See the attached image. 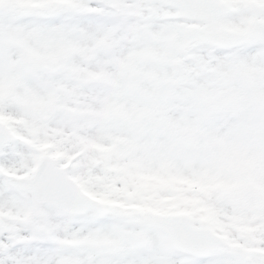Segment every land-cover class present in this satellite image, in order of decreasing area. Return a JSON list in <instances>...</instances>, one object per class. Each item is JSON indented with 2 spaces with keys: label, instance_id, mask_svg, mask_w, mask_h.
Masks as SVG:
<instances>
[{
  "label": "snow or ice",
  "instance_id": "6c2138e0",
  "mask_svg": "<svg viewBox=\"0 0 264 264\" xmlns=\"http://www.w3.org/2000/svg\"><path fill=\"white\" fill-rule=\"evenodd\" d=\"M0 264H264V0H0Z\"/></svg>",
  "mask_w": 264,
  "mask_h": 264
}]
</instances>
